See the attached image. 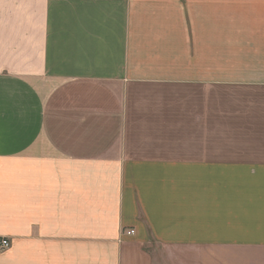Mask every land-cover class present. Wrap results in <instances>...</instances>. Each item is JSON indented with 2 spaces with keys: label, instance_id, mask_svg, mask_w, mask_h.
<instances>
[{
  "label": "crops",
  "instance_id": "0c3cea01",
  "mask_svg": "<svg viewBox=\"0 0 264 264\" xmlns=\"http://www.w3.org/2000/svg\"><path fill=\"white\" fill-rule=\"evenodd\" d=\"M2 239L0 264H264V0H0Z\"/></svg>",
  "mask_w": 264,
  "mask_h": 264
},
{
  "label": "built area",
  "instance_id": "2783aa9c",
  "mask_svg": "<svg viewBox=\"0 0 264 264\" xmlns=\"http://www.w3.org/2000/svg\"><path fill=\"white\" fill-rule=\"evenodd\" d=\"M134 233H135L134 230H130L127 232V235H133ZM10 246H11V243L8 239H2L0 241V250H6V249L10 248Z\"/></svg>",
  "mask_w": 264,
  "mask_h": 264
},
{
  "label": "rangeland",
  "instance_id": "374dc122",
  "mask_svg": "<svg viewBox=\"0 0 264 264\" xmlns=\"http://www.w3.org/2000/svg\"><path fill=\"white\" fill-rule=\"evenodd\" d=\"M156 255H159L161 253V249H155ZM171 254H169V258H171ZM161 257V256H160Z\"/></svg>",
  "mask_w": 264,
  "mask_h": 264
}]
</instances>
